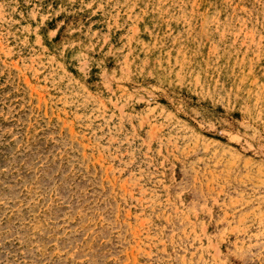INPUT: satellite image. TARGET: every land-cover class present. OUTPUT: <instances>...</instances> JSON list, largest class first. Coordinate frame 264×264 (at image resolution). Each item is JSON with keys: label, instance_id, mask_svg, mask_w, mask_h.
I'll return each mask as SVG.
<instances>
[{"label": "rangeland", "instance_id": "obj_1", "mask_svg": "<svg viewBox=\"0 0 264 264\" xmlns=\"http://www.w3.org/2000/svg\"><path fill=\"white\" fill-rule=\"evenodd\" d=\"M0 264H264V0H0Z\"/></svg>", "mask_w": 264, "mask_h": 264}]
</instances>
